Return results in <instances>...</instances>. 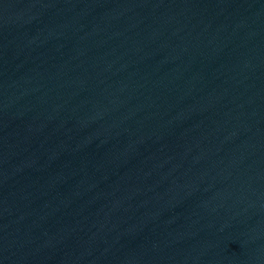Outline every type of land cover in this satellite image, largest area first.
<instances>
[{
  "label": "water",
  "instance_id": "1",
  "mask_svg": "<svg viewBox=\"0 0 264 264\" xmlns=\"http://www.w3.org/2000/svg\"><path fill=\"white\" fill-rule=\"evenodd\" d=\"M0 264H264V0H0Z\"/></svg>",
  "mask_w": 264,
  "mask_h": 264
}]
</instances>
